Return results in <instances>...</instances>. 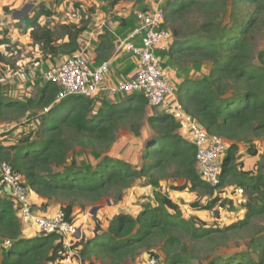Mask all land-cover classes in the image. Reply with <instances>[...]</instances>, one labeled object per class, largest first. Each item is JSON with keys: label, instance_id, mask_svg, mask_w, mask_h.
Here are the masks:
<instances>
[{"label": "trees", "instance_id": "trees-1", "mask_svg": "<svg viewBox=\"0 0 264 264\" xmlns=\"http://www.w3.org/2000/svg\"><path fill=\"white\" fill-rule=\"evenodd\" d=\"M161 9L162 24L171 33L172 41L166 51L156 55L178 67H205L207 71L203 78H184L176 87L175 96L184 113L197 121L207 135L221 137L228 143L215 188L201 180L195 167V147L177 134L175 118L166 113L147 118L153 133L145 138L142 166L131 168L106 155L95 167L78 169L75 161L69 160L72 147L108 150L116 140L117 124L123 121L131 122L138 134L147 101L140 95H130L119 97L116 102L102 100L95 107L96 98L74 96L56 103L58 88L49 82H40L35 95L24 102L0 98V118L21 115L32 108L46 110L40 120L38 139L25 138L12 148L0 146V163H7L21 174L29 192L52 200L67 199L69 204L63 211L69 222H73L72 207L77 200H98L106 191H122L137 179L174 166V174L188 184L171 189L184 191L188 185L190 192L206 198L205 205L197 202L193 206L203 211L217 206L219 198L214 193L233 185L247 196L246 210L243 219L224 229L206 226L197 219H184L178 206L162 197L160 206L143 210L136 217L115 216L106 230L98 229L91 239L78 243L81 248L77 257L96 256L110 264H126L138 249L159 238L164 240L163 264H192L201 245L212 252L205 257V264H264V229L256 225L264 218V150L254 172H243L236 164L237 143L264 136V49L255 55L256 63L252 52L254 35L264 25V0H166ZM195 13H200L203 20L194 25ZM226 14L230 16L224 23ZM52 15L42 6L16 27L24 33L29 30L33 45L53 61L77 52L86 28L64 23L52 30L38 23L41 17ZM120 27L125 32L135 25L125 22ZM113 41L108 31L98 36L95 62L110 59ZM9 43L0 41L8 48ZM3 62L5 58L0 54V63ZM163 67L166 68L164 62ZM249 155L257 153L249 150ZM12 205L10 199L0 196V264L62 262L65 248L60 237H26ZM247 228L252 230L245 242L249 252L227 256L216 252ZM181 236L191 244H184Z\"/></svg>", "mask_w": 264, "mask_h": 264}, {"label": "rangeland", "instance_id": "rangeland-1", "mask_svg": "<svg viewBox=\"0 0 264 264\" xmlns=\"http://www.w3.org/2000/svg\"><path fill=\"white\" fill-rule=\"evenodd\" d=\"M164 1L166 0H162L161 3ZM226 1L230 3V0ZM158 2L159 0H0V41L8 40L10 42L9 48L7 45H0V54L5 58V62L0 63V98L17 99L24 102L35 95L37 86L41 81L39 79L40 73L52 67V58L44 56L39 47L33 45L29 30L24 33L16 27L26 16L33 17L40 7L48 8L53 15L49 18L41 17L38 23L41 26L47 25L52 30L57 29L60 24L72 23L84 26L86 28L84 33H90L93 30L95 35L97 32L103 34L108 31L105 27L107 26L109 29L116 30L115 32L118 34H123L124 30L120 27V24L128 22V24L134 23L135 25L136 15L139 12L153 8ZM5 8H7V11H5ZM200 16V13L193 15L194 25L203 20ZM229 16L230 14L225 15L224 23L228 21ZM161 27L165 28L164 24ZM80 43L83 42L80 41ZM263 49L264 25L256 31L253 38L254 63H256L255 55ZM65 57H55L53 66L62 63ZM124 60L127 63L130 62L128 58H124ZM160 61L161 68L162 62H164L166 68L163 67L162 69H165L166 73L169 72L166 79L175 88L174 96L172 95L167 104L162 107L154 109L148 106L146 115L139 122L138 134H136L131 122L118 123L116 140L106 151L95 147H80L78 145L72 147L69 152V160H74L78 169L84 170L85 168L95 167L101 158L106 155L129 164L131 168L140 167L144 164L142 154L145 150V137L146 134L153 133L147 118L165 114L168 113V110H171L173 104L177 102L176 87L184 78H203L207 73L205 67L190 69L184 66L178 67L167 61V59L162 61L160 58ZM171 74L172 78L169 77ZM119 97L122 96L117 95L112 100L116 102L120 99ZM102 100L106 103L107 99L103 98ZM95 107H97L96 104ZM45 112L32 108L21 115L11 114L1 117L0 146L12 148L25 138H29V140L38 139L40 120ZM175 120L177 126L180 127L178 118ZM248 140L237 143L236 164L243 172H251L252 166L255 167L258 162L256 156L249 155V150L256 153L264 150V136ZM175 170L174 166L165 172H156L152 177L137 179L129 188L122 191H106L98 200H77L72 207L71 215L81 239L70 250L65 251L62 260L64 262L58 261L55 264H88L89 262L93 264H110L105 259L96 256L79 259L77 254L81 246L78 243L82 240L91 239L98 229L106 230L109 221L119 214L136 217L143 210L160 206L162 197L168 198L176 204L184 219L189 221L197 219L204 222L206 226L224 229L244 218L247 196L244 193H238L235 186L230 185L214 193V196L219 198L217 206L211 211H203L193 206L197 202L200 206L205 205L206 198L201 197L198 193L190 192L188 185V189L184 191L171 189V187L178 188L188 184L184 179L178 178L174 174ZM151 182H155V185ZM30 193L33 195L29 198L30 204L36 214L42 215L48 211L52 213V208L64 210L69 204V201L63 197L52 200V198H42L32 192ZM259 220L256 225L262 226L264 229V218ZM251 232L252 230L247 228V230L236 233L226 247H220L216 252L226 256L236 252H245L246 250L249 252V249H246L245 242L249 241ZM181 238L184 244H191L187 238L183 236ZM163 244V239H152L146 245V248L138 249L131 260L128 258L126 264H148L150 258L162 262ZM198 248L199 252H197L192 264H205V257L210 256L212 252L206 245H201ZM251 256L256 258L253 254Z\"/></svg>", "mask_w": 264, "mask_h": 264}, {"label": "built area", "instance_id": "built-area-1", "mask_svg": "<svg viewBox=\"0 0 264 264\" xmlns=\"http://www.w3.org/2000/svg\"><path fill=\"white\" fill-rule=\"evenodd\" d=\"M161 1L153 8L139 12L130 34L125 38H117L114 43V55L127 53L133 59L131 76L109 84L110 62L97 63L92 56L86 55L84 49H79L66 56L59 65L40 73L41 83L49 82L58 88L55 102L74 96L93 99L105 95L114 99L117 95L122 98L140 95L151 108L166 105L175 88L166 79L165 69L161 68L160 57L156 55V52L166 51L172 41L171 33L161 27ZM136 36L139 38L138 45L133 42ZM168 113L178 118L186 139L195 147V167L201 180L215 188L228 143L221 137L207 135L197 121L184 113L178 102L173 104ZM237 192L242 194V190L237 189ZM29 194L24 177L14 172L7 163H0V196L11 200L15 215L25 232L33 230L36 235L55 234L60 237L65 251L70 250L81 239L76 224L67 220L63 210H58L52 216L34 213ZM7 244L4 243V246ZM161 263L155 258L148 260V264Z\"/></svg>", "mask_w": 264, "mask_h": 264}, {"label": "crops", "instance_id": "crops-1", "mask_svg": "<svg viewBox=\"0 0 264 264\" xmlns=\"http://www.w3.org/2000/svg\"><path fill=\"white\" fill-rule=\"evenodd\" d=\"M105 27L107 28L109 33L113 36V38H114L113 43H115L117 38H125L131 32V31L127 30V31L123 32V34H118L117 32H115L116 30L109 29L107 26H105ZM84 34H82L80 36V38H82V40H80V38H79L80 49H84L86 51V55L87 56H92L94 58V56H95V48H96V46L98 44V36L101 35L102 32H97L96 35H95L94 31L92 30L90 33H84ZM86 34H88V35H86ZM80 41H82L83 43L81 44ZM133 42L136 45H138L139 38L136 36L133 39ZM62 57H64V56H62ZM124 58H126V59L128 58V60L130 62H128V63L125 62ZM108 61L110 62V69H111V73H110L109 80H108L109 84H111L113 82H116L117 80H120V79H126L127 77H129V76H131L133 74L134 64H133V59L131 58V56L129 54L123 53V54L114 55V50H113L112 56L110 57V59ZM53 64H54V62L52 61V67H54ZM165 73H166V70H165ZM167 73H169V72L167 71ZM167 73H166V77L168 78ZM169 77L172 78L173 77L172 74ZM103 97H106L107 100L109 99L110 102L113 101L111 98H109L107 96L99 95L95 99L96 100L95 104H96L97 107L101 105ZM147 108H148V105L146 107V110H147ZM166 114L171 115L170 113H166ZM177 134L180 137H182L183 139L187 140L186 137H185V132L181 128V125H180V127L177 126ZM146 135H148V134H146ZM262 151L260 153L259 152L257 153L256 158L259 159V155L262 153ZM253 157H255V156H253ZM255 168H256V165H255V167L253 165L250 171L254 172ZM30 195H32V194L30 193ZM30 195H29V198L33 197V195L32 196H30ZM57 211L58 210L56 208H52V213H50L51 211H48L46 213L44 212L42 215L52 216ZM26 232H27L26 233V237H32V236L36 235L32 230H28ZM62 262H64V261H62Z\"/></svg>", "mask_w": 264, "mask_h": 264}, {"label": "water", "instance_id": "water-1", "mask_svg": "<svg viewBox=\"0 0 264 264\" xmlns=\"http://www.w3.org/2000/svg\"><path fill=\"white\" fill-rule=\"evenodd\" d=\"M200 171H202V170H200Z\"/></svg>", "mask_w": 264, "mask_h": 264}]
</instances>
